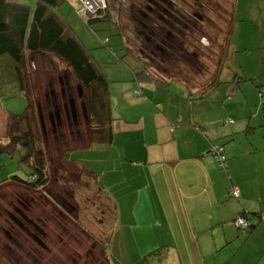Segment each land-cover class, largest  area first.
I'll use <instances>...</instances> for the list:
<instances>
[{
  "label": "crops",
  "instance_id": "obj_1",
  "mask_svg": "<svg viewBox=\"0 0 264 264\" xmlns=\"http://www.w3.org/2000/svg\"><path fill=\"white\" fill-rule=\"evenodd\" d=\"M61 6L54 11L67 24ZM112 56L113 64L101 72L110 84L113 141L75 150L107 153L97 185L116 211L106 247L111 264H138L160 249L166 252L163 262L150 258L147 264H264V223L256 216L264 214V96L255 114L247 102L237 117L235 98L228 103L226 89L191 100L183 83L158 82L133 68L134 59L141 62L133 52ZM260 64L262 70L252 77L264 76V59ZM10 72L0 76L8 79ZM256 87L249 95H256ZM6 96L2 91L0 99ZM10 114L1 109L6 119ZM213 143L225 147L228 172L210 154ZM233 187L240 190L239 199L232 197ZM71 200L77 201L74 193ZM244 210L257 224L251 231L234 223Z\"/></svg>",
  "mask_w": 264,
  "mask_h": 264
},
{
  "label": "rangeland",
  "instance_id": "obj_2",
  "mask_svg": "<svg viewBox=\"0 0 264 264\" xmlns=\"http://www.w3.org/2000/svg\"><path fill=\"white\" fill-rule=\"evenodd\" d=\"M12 1L29 7L36 4V0ZM82 12L81 4L65 0L60 14L94 57L97 66L103 70L107 65L113 64L114 60L112 50L104 46L106 39L112 40L111 45H116V50L121 52L122 32L108 22H93L88 25L86 19L80 16ZM107 13L109 21L120 25L123 35L134 49L133 53L141 61L134 59L133 68L143 69L146 65L145 69L157 77L187 79L193 91L207 88L217 75L221 47L226 43L228 24L233 15V29L228 37L229 49L220 77V89L227 90L225 98L231 95L230 99H226L228 103L235 98L234 113L237 117L243 116L240 107L247 102H250L251 110L255 114L254 106L258 99H262L260 90L256 87V95H249L250 87H255L256 84L251 81L241 82V79L251 78L252 74L262 70L260 61L264 59V0H109ZM25 59L23 68L28 76L30 116L35 118V131L40 140L38 147L44 151L48 162L50 182L39 190L25 189L10 181L0 187V264H8L3 245L8 240L3 230L5 220L9 219L5 212V200L12 198L15 203L16 199L23 200L26 197L31 217L37 214L46 221L56 220L50 207L59 210L58 201L73 203L72 194L84 178L80 171L83 165L65 164L64 154L87 146L88 127L91 126L92 129L94 126L91 115L87 112V91L62 61L54 57L51 60L48 55L41 54H28ZM127 61L132 64L131 57ZM4 65L6 71L10 72L11 65L2 62L0 74ZM13 76V72H10L8 79L0 76V91L7 94L0 99V112L2 109L5 113L23 114L27 102L23 92L17 90V80ZM136 86L137 83L132 84L131 88ZM72 101L75 103L77 119L73 118ZM83 105L86 106V114ZM57 109L61 110L59 118ZM40 111L44 118V128L41 126ZM8 119L0 115V145L5 147L9 144ZM252 120L255 121V118ZM25 155L23 150L5 151L0 155V181L13 176L25 179L31 174V168L23 161ZM94 157V154L83 150L70 154L71 160L81 164L91 162ZM93 188L96 190L94 185ZM13 189L15 192H12ZM76 200L78 203L74 202L75 205L82 208L78 206L80 209L74 219L78 217L81 226L88 233L95 232L97 235L94 236H101L108 242L116 224L113 204L104 195L95 196L94 193L88 194L85 191L78 193ZM18 207L21 205L18 204ZM58 212L61 214L60 210ZM57 220L73 231L76 239L74 226L68 225L60 217ZM19 232V238L27 237L22 229ZM79 237L78 231L77 238ZM87 240L89 242L86 245L80 239L74 242L76 250L81 252L83 258L92 242L90 238ZM14 262L9 264H15ZM23 262L17 264L31 263L26 256ZM45 264H63V260L61 255H51Z\"/></svg>",
  "mask_w": 264,
  "mask_h": 264
},
{
  "label": "trees",
  "instance_id": "obj_3",
  "mask_svg": "<svg viewBox=\"0 0 264 264\" xmlns=\"http://www.w3.org/2000/svg\"><path fill=\"white\" fill-rule=\"evenodd\" d=\"M64 1L65 0H37L36 6L31 9V7L27 5L0 0V63H4V60L6 61L7 59L11 60L12 64L10 71L14 73L16 80L21 85V91L25 95L27 102V107L23 114H10L7 122L9 144L6 145V147L0 145V155L5 151L23 150L26 152L23 161L31 168V174L25 179L19 176H13L11 178H3L0 181V184L9 183L10 181V183H15L25 189L39 190L44 188L50 182L48 162L44 156V151L38 147L40 140L35 131V118L30 116L31 102L28 88L29 85L27 82L28 76L23 68L26 63L25 58L28 54L48 55L52 59L54 57L62 61L73 72L75 79L87 91L88 96L86 102L88 103L89 115H91L94 124V128H90V142L87 145L93 143L111 144L113 141V114L109 99L111 93L109 81L101 72L102 70L97 66L94 58L90 55L89 50H87L81 42L72 35L67 24L64 23L61 17L58 16L57 12L54 11L58 9ZM107 14V10L101 12L98 15L88 18L86 23L88 25L93 22H108L110 25L114 24L119 32H122L120 33L122 37V48L120 51H129L131 54L134 49L130 46L131 43L123 35L124 31L120 29V25L117 22L111 24L106 17L108 16ZM232 25L233 16L228 24L229 29L225 40L226 43L221 47V62L219 63V68L216 73L217 75H215L213 81L207 88L200 91H193L187 79H176L189 89L191 100L206 97L212 90H215L222 85L220 77L223 70L222 66L225 64V56L229 49L228 37L232 32ZM111 43L112 40L107 38L106 46L110 48L112 52L117 54L119 51L116 50V45L113 46ZM145 66L146 65H144L143 68V74L147 77L154 76V74L145 69ZM2 67L3 70L1 73L3 75L6 73V69L4 68L5 65ZM156 78L159 80H157L158 82L162 83L164 81L162 79H173L165 77ZM242 81H251L257 84L261 97L264 96V76L260 78H242L241 82ZM57 108L59 107L57 106ZM230 123L234 122L231 120ZM216 147L222 149L221 153L225 156V165L219 161V155L214 151V148ZM71 152L73 151H67L64 154L63 161L65 164H76V161L70 159ZM209 152L215 157L219 167L228 172V160L225 147L213 143ZM106 155V152L98 153L96 156L94 155V159L85 164L87 168L85 169L83 167L80 169L81 176L84 178L81 181V185L76 187L74 192L76 198L77 194L82 191H86L88 194L94 193L95 196L97 194L98 196H101V194H99L101 189L97 185V182L101 177L100 175L104 168ZM66 166L67 165H65V167ZM61 170L62 169H60V171ZM93 185L96 190L93 188ZM234 189H237V195H234ZM231 195L235 199H239L240 190L237 187H233L231 189ZM21 201L25 204L27 213L29 212V217L33 220L35 225H39L40 228L41 226L46 227L41 228V231L49 236V238H41L43 245L38 243L39 241L36 239L38 234L34 230H32L33 233L31 235H26L27 237L25 239L22 238L21 242L23 244L21 245L24 249H28L32 253V256H26L25 254L22 255L23 260L24 256H26L31 261V263L27 262L28 264H45L48 262L49 256H51L52 253L61 255L63 264H111L108 251L106 250L107 242L104 241L101 236L95 237L92 234H89L77 219L66 214L62 215L55 210L53 206L50 207L51 210L53 209L52 212L57 219L60 217V219L64 220L68 225L74 226L76 230L75 239V233L66 228L62 223L58 222L57 219V221L55 219H48V221H46L45 218H41L37 214L31 217V210L28 204L29 201L26 197H23V200ZM256 216L259 222L264 223V214H258ZM240 219L245 220L248 227L242 229L236 226L239 230L251 231L257 225L253 221V216H251L246 210L242 211L239 216L235 218V225ZM78 231L80 233L79 238H77ZM88 238H90L92 242L89 243L86 249V256L83 258L81 252L76 250L74 242L75 240L77 241L80 239L81 242L86 245V243L89 242L87 240ZM39 244L43 247L46 246L45 248L51 247L53 250L52 253L49 254L48 251L44 250L45 248L41 247ZM21 245H19V248ZM164 253H166L165 249H160L142 259L138 264H147L150 258H152V260L163 262L166 257ZM153 262L155 261H152V263Z\"/></svg>",
  "mask_w": 264,
  "mask_h": 264
},
{
  "label": "flooded vegetation",
  "instance_id": "obj_4",
  "mask_svg": "<svg viewBox=\"0 0 264 264\" xmlns=\"http://www.w3.org/2000/svg\"><path fill=\"white\" fill-rule=\"evenodd\" d=\"M108 6H109V0H108ZM222 28H224V27H222ZM220 62H221V60L219 58V63ZM224 67H225V65L222 66V68H224ZM66 113H67V109H66ZM3 185L4 184H0V187ZM8 191H10V190H8ZM12 192H15V190ZM11 199L12 198L5 200V204H6L5 207L7 208L5 212H7L6 215L8 216L9 219L5 220V227L3 230V234L8 238V240H7V243L6 244L3 243V245H4V250L6 251L5 257L7 259V263L9 264V263H12L15 261L14 263L17 264L19 262H23V258H22L23 254H25L26 256H32V253L28 249H24V247L21 245L23 243L21 242L22 238H19L21 236L19 229H22L27 235H31L33 233L32 230H34L38 234L36 239H37V241H39L38 243H40V244H42L41 238H49V236L46 235L43 231H41L42 230L41 228H43L44 226H41V228H40L39 225H35V223L33 222V220L29 217V215L27 213V208L25 207V204H23V202L21 200L16 199L14 201L15 203H13V201ZM61 202L58 201L59 206H60L59 210H60L61 214L64 213V215L66 214V215H69L73 218L75 216H77L76 214H78V211L80 209L78 206H80V205L76 206L74 202H73L74 205H73V203L66 202V201L63 203H61ZM0 204H1V201H0ZM18 204L21 205V207H23V208H21V207L19 208ZM0 207H1V205H0ZM23 209H25V210H23ZM54 209L59 211L55 207H54ZM76 219L79 220L78 217H76ZM11 221L15 224H13ZM29 228L31 229V231ZM44 228H46V227H44ZM89 234H92L93 236L97 235L95 232H89ZM34 237H36V236H34ZM95 237H98V236H95ZM0 242H1V239H0ZM19 245H21L20 246L21 249L19 248ZM42 245H40V246L43 247ZM45 247H43V248H45ZM54 247H55V245H54ZM44 250H47L49 254L52 253V251H53L51 249V247L45 248ZM52 255L56 256V257L58 256V254H56V253H52Z\"/></svg>",
  "mask_w": 264,
  "mask_h": 264
},
{
  "label": "built area",
  "instance_id": "obj_5",
  "mask_svg": "<svg viewBox=\"0 0 264 264\" xmlns=\"http://www.w3.org/2000/svg\"><path fill=\"white\" fill-rule=\"evenodd\" d=\"M73 2L79 3L83 6V12L80 14V16L84 17L86 21L88 18L98 15L101 12H104L108 10V0H72ZM214 151L218 153L219 155V161L225 165V156H223L222 149L221 148H214ZM234 195H237L238 191L237 189H234L233 191ZM236 226L242 229H245L248 227V224L245 220L240 219L236 222Z\"/></svg>",
  "mask_w": 264,
  "mask_h": 264
},
{
  "label": "water",
  "instance_id": "obj_6",
  "mask_svg": "<svg viewBox=\"0 0 264 264\" xmlns=\"http://www.w3.org/2000/svg\"><path fill=\"white\" fill-rule=\"evenodd\" d=\"M71 108H72V112L74 114V117L77 118V111L75 109V103H74V101L71 102ZM84 110L86 112V107H84ZM57 115H58V118H59V112L58 111H57ZM40 121H41V126L44 128L45 127L44 118H43V115L41 114V111H40Z\"/></svg>",
  "mask_w": 264,
  "mask_h": 264
}]
</instances>
